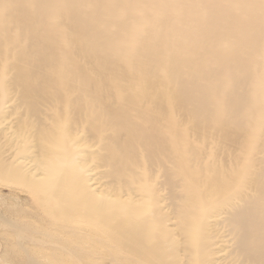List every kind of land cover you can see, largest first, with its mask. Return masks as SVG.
Masks as SVG:
<instances>
[{
	"label": "bare ground",
	"instance_id": "obj_1",
	"mask_svg": "<svg viewBox=\"0 0 264 264\" xmlns=\"http://www.w3.org/2000/svg\"><path fill=\"white\" fill-rule=\"evenodd\" d=\"M0 181L88 264H264V0H0Z\"/></svg>",
	"mask_w": 264,
	"mask_h": 264
},
{
	"label": "rangeland",
	"instance_id": "obj_2",
	"mask_svg": "<svg viewBox=\"0 0 264 264\" xmlns=\"http://www.w3.org/2000/svg\"><path fill=\"white\" fill-rule=\"evenodd\" d=\"M42 215L30 196L23 193V189L0 181V264H88L92 257H74L66 251L64 246L70 243L69 235L62 234L59 239L61 243L42 234L30 236L23 242V221L32 224L33 228L38 227L47 222ZM5 222L19 227L20 236H15V232ZM83 231L89 233V229ZM101 262L110 264L107 259ZM98 263V259L93 262Z\"/></svg>",
	"mask_w": 264,
	"mask_h": 264
}]
</instances>
